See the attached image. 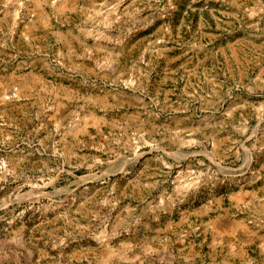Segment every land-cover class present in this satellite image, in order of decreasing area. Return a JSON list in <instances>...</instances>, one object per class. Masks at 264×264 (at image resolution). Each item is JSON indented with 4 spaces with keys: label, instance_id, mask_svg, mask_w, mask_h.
I'll return each mask as SVG.
<instances>
[{
    "label": "rangeland",
    "instance_id": "obj_1",
    "mask_svg": "<svg viewBox=\"0 0 264 264\" xmlns=\"http://www.w3.org/2000/svg\"><path fill=\"white\" fill-rule=\"evenodd\" d=\"M0 264H264V0H0Z\"/></svg>",
    "mask_w": 264,
    "mask_h": 264
}]
</instances>
